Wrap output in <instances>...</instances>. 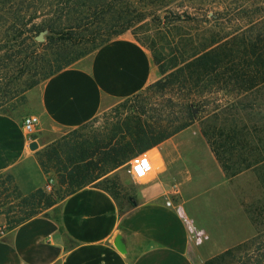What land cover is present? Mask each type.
Wrapping results in <instances>:
<instances>
[{
  "label": "trees",
  "instance_id": "obj_1",
  "mask_svg": "<svg viewBox=\"0 0 264 264\" xmlns=\"http://www.w3.org/2000/svg\"><path fill=\"white\" fill-rule=\"evenodd\" d=\"M198 1L205 6L206 0ZM212 1L223 8L222 0ZM257 9L250 33L240 28L227 30L228 20L221 14L211 20L203 15L198 21L200 37H194L190 28L196 21L194 0H0V47L24 54L28 45L34 49L31 54L37 55L38 65L37 81L32 85L147 17L156 24L160 43L158 52L152 50L161 77L111 107L114 121L106 133L85 140L84 158L79 160L95 156L100 162L61 164L56 148L66 144L63 138L56 150L43 152L39 165L46 174L54 169L60 193L48 204L43 189L23 195L15 185L23 207L10 229L38 215L41 199L45 198L47 208L88 185L108 192L115 200L107 188L93 182L123 164L133 152H146L195 123L217 157V152H264V0H258ZM248 23L253 25L252 20ZM40 33L47 34L46 43L33 40ZM255 166H264V154L244 163V169ZM132 206L129 202L120 211ZM239 249H228L205 264H239Z\"/></svg>",
  "mask_w": 264,
  "mask_h": 264
},
{
  "label": "crops",
  "instance_id": "obj_2",
  "mask_svg": "<svg viewBox=\"0 0 264 264\" xmlns=\"http://www.w3.org/2000/svg\"><path fill=\"white\" fill-rule=\"evenodd\" d=\"M159 78L150 52L129 31L54 73L30 90L26 115L0 112V173L11 175L23 195L44 188L47 177L36 158L44 134L78 129ZM27 115L38 120L30 139L22 129ZM190 134L197 129H184L148 152L173 156L170 151ZM32 141L35 150L28 147ZM160 185L152 181L124 212L108 192L82 187L48 212L3 231L0 264H202L190 255L185 207L168 201ZM117 235L124 252L113 244Z\"/></svg>",
  "mask_w": 264,
  "mask_h": 264
},
{
  "label": "rangeland",
  "instance_id": "obj_3",
  "mask_svg": "<svg viewBox=\"0 0 264 264\" xmlns=\"http://www.w3.org/2000/svg\"><path fill=\"white\" fill-rule=\"evenodd\" d=\"M222 1L225 9L224 5L223 8L220 4L214 6L212 0H206L203 7L198 0H194L193 15L196 21L190 25L194 37H200L202 25L198 21L203 15L211 20L221 14L228 20L227 30L240 28L245 34L252 32V26L259 13L258 0ZM249 20L253 21V25L248 23ZM155 29L156 24L147 17L128 31L135 34L139 42L148 49L159 72V65L153 57V50L158 52L160 49ZM46 38L47 34L43 33L41 41L36 40V36L33 40L37 43H46ZM29 47L28 45L26 54L19 53L14 48L6 52L0 47L1 113L24 116L30 107L29 92L40 82L32 85L37 81L38 58L37 55L31 54L35 51ZM112 116L108 109L97 116L95 122L87 123L83 129L44 134L40 140V149L36 152L37 161L43 152L55 149L63 138L66 144L56 148L61 164L68 166L69 163H75L77 166L88 162L98 164L99 157L94 156L84 161L79 159L84 158L82 151L86 148L85 140L91 141L104 135L109 128L108 124L114 121ZM191 128L197 129V134L182 138L180 148L170 151L175 152L173 156L169 155L162 159L157 150L146 151L151 160L152 170L145 179H133L128 172L130 159L138 155L133 152L127 161L93 183L107 188L115 196V201L122 210L129 202L140 199V192L152 181H157L161 183L160 186L168 201L185 207L192 226L190 255L196 257L197 261L202 259V264H205L224 251L239 246L238 255L241 259L239 264H264V214L262 216L258 214L259 210L264 209V166L244 169L246 161L252 162L257 154L261 155L264 152H217V157L200 135L198 124L195 123ZM189 144L192 145L185 147ZM165 151L168 152L166 149ZM154 156L158 158V163L155 160L154 164L152 163ZM245 158L248 159L244 161ZM165 164L167 169L159 172ZM44 174L54 180L51 191H47L45 187L41 188L44 196L50 199L49 204L59 195L60 188L53 168L49 169L48 174ZM17 190L8 174L0 173V235L12 227L13 221L19 218L22 212L23 204L17 197ZM44 199H41L42 203L36 209L38 214L50 210L51 206L46 208V205H43Z\"/></svg>",
  "mask_w": 264,
  "mask_h": 264
},
{
  "label": "built area",
  "instance_id": "obj_4",
  "mask_svg": "<svg viewBox=\"0 0 264 264\" xmlns=\"http://www.w3.org/2000/svg\"><path fill=\"white\" fill-rule=\"evenodd\" d=\"M37 124L38 120L33 115H27L23 118L22 129L28 139H30L35 132ZM151 170L152 164L147 153L135 155L129 161L128 172L133 179H145L151 173ZM53 184L54 180L48 177L44 187L47 191H51Z\"/></svg>",
  "mask_w": 264,
  "mask_h": 264
},
{
  "label": "water",
  "instance_id": "obj_5",
  "mask_svg": "<svg viewBox=\"0 0 264 264\" xmlns=\"http://www.w3.org/2000/svg\"><path fill=\"white\" fill-rule=\"evenodd\" d=\"M42 34L43 33H40L36 36V40L38 41H41L42 40ZM29 149L30 150H35L38 148V144L36 141H32L29 145H28ZM113 244L114 246L116 247V249L120 252H124V243L122 241V238L120 235H117L115 238H114V241H113Z\"/></svg>",
  "mask_w": 264,
  "mask_h": 264
},
{
  "label": "bare ground",
  "instance_id": "obj_6",
  "mask_svg": "<svg viewBox=\"0 0 264 264\" xmlns=\"http://www.w3.org/2000/svg\"><path fill=\"white\" fill-rule=\"evenodd\" d=\"M155 159V162H156V158H155V156H154V158L152 157V163L154 164V160ZM157 163V162H156Z\"/></svg>",
  "mask_w": 264,
  "mask_h": 264
},
{
  "label": "clouds",
  "instance_id": "obj_7",
  "mask_svg": "<svg viewBox=\"0 0 264 264\" xmlns=\"http://www.w3.org/2000/svg\"><path fill=\"white\" fill-rule=\"evenodd\" d=\"M146 163V162H145ZM146 167H147V165H146Z\"/></svg>",
  "mask_w": 264,
  "mask_h": 264
}]
</instances>
